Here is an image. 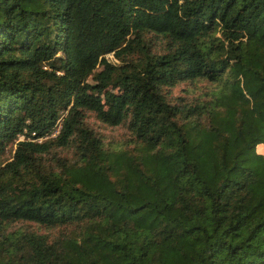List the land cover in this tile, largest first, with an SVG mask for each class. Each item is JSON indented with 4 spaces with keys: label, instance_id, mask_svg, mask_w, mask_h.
Masks as SVG:
<instances>
[{
    "label": "trees",
    "instance_id": "16d2710c",
    "mask_svg": "<svg viewBox=\"0 0 264 264\" xmlns=\"http://www.w3.org/2000/svg\"><path fill=\"white\" fill-rule=\"evenodd\" d=\"M260 144L264 0H0V264H264Z\"/></svg>",
    "mask_w": 264,
    "mask_h": 264
},
{
    "label": "rangeland",
    "instance_id": "374dc122",
    "mask_svg": "<svg viewBox=\"0 0 264 264\" xmlns=\"http://www.w3.org/2000/svg\"><path fill=\"white\" fill-rule=\"evenodd\" d=\"M88 119L93 125L97 126V128L100 131H102L106 137L118 138L121 136L120 128L109 127V126H104L102 124H99L96 122V120L91 115L88 117ZM257 150L264 154V144L258 145Z\"/></svg>",
    "mask_w": 264,
    "mask_h": 264
},
{
    "label": "built area",
    "instance_id": "2783aa9c",
    "mask_svg": "<svg viewBox=\"0 0 264 264\" xmlns=\"http://www.w3.org/2000/svg\"><path fill=\"white\" fill-rule=\"evenodd\" d=\"M57 131V128L53 129L50 133V135H53Z\"/></svg>",
    "mask_w": 264,
    "mask_h": 264
}]
</instances>
